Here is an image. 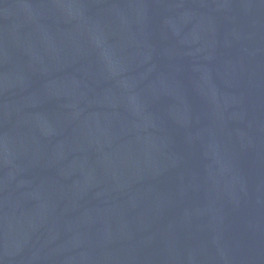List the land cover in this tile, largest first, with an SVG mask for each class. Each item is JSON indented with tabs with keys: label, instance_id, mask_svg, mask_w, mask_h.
Returning a JSON list of instances; mask_svg holds the SVG:
<instances>
[{
	"label": "water",
	"instance_id": "95a60500",
	"mask_svg": "<svg viewBox=\"0 0 264 264\" xmlns=\"http://www.w3.org/2000/svg\"><path fill=\"white\" fill-rule=\"evenodd\" d=\"M0 264H264V0H0Z\"/></svg>",
	"mask_w": 264,
	"mask_h": 264
}]
</instances>
